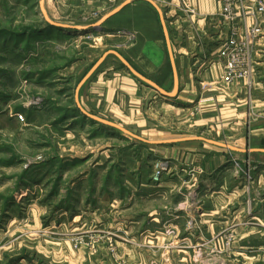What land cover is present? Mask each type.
Returning <instances> with one entry per match:
<instances>
[{"label": "rangeland", "instance_id": "rangeland-1", "mask_svg": "<svg viewBox=\"0 0 264 264\" xmlns=\"http://www.w3.org/2000/svg\"><path fill=\"white\" fill-rule=\"evenodd\" d=\"M39 2L0 0V229H6L10 220L26 228L33 226L28 210L36 207L40 229L53 239L71 240L76 249L84 246L99 253L105 246L109 255L102 261L106 264H264V242L260 239L264 236V203L263 214L252 203L249 211L245 207L239 227L233 220L229 225L221 224L225 217H234V207L229 215L213 218L210 232L197 211L194 219L190 218L194 224L187 226V206L203 202L209 209L219 206L220 195L205 197L207 191L196 204L188 198L184 201L187 209L180 210L177 223L158 228V241L155 229L140 241L139 228H133L137 242L125 243L124 238L133 239L124 234L125 229L113 231L105 223L95 228L90 224L79 234V213L87 222L107 216V204L100 205L96 217L90 210L93 208H87L92 190H137L138 184L157 183L154 177L159 166L169 165L164 174L170 179L173 167L171 161L156 157L165 149L143 145L92 122L77 110L75 91L80 81L105 52L124 50V42L104 35L97 41V36L88 32L49 29ZM46 2L52 20L79 26V0ZM154 115L147 129L132 132L142 136L140 133L159 131L161 139L200 135L188 128L193 116L160 108ZM214 137L208 132L205 138L221 141ZM248 192L242 198L264 197V190ZM173 194L162 203L168 205L165 216L169 218L177 213L174 204L178 196L173 200ZM258 223L262 225H255ZM187 228H192L193 235L183 231ZM20 253L4 251L0 264L29 258L27 252Z\"/></svg>", "mask_w": 264, "mask_h": 264}, {"label": "crops", "instance_id": "crops-1", "mask_svg": "<svg viewBox=\"0 0 264 264\" xmlns=\"http://www.w3.org/2000/svg\"><path fill=\"white\" fill-rule=\"evenodd\" d=\"M125 1L79 0V26L95 24ZM155 2L164 12L171 36L180 81L178 96L175 99L161 96L133 78L117 59L109 57L83 88L80 97L83 107L91 114L123 127L134 126L129 129L131 131L147 129L157 108L186 113L187 117H194L188 128L199 131L198 136L206 137L210 132L214 138L240 149H264V15L259 16L261 33L254 47L256 72L249 90L245 82L228 84L222 80L224 65L218 57L220 38L217 24L221 0ZM250 23L253 26L255 22L251 20ZM89 33L95 34L97 41H102L104 35L124 42V50H114L165 91L173 90L174 75L167 43L159 16L150 4L134 1L109 19L100 32ZM156 132L159 131L140 134L150 140H164ZM148 146L165 149L163 154L156 157L165 162L171 161L173 174L170 179L166 178L167 174H163L160 183L155 184L151 180L138 184L137 190H92L87 208L92 207L90 210L96 217L102 209L100 205L107 204V216L102 220L93 218L89 223L79 213V234L81 229L90 224L95 228L105 223V227L113 231L115 228L118 231L125 229L124 234L133 238H124L125 243L137 242L138 236L132 235L133 228H139L140 241H145L149 230L155 229V241H158V228H162L165 223H177L181 211L187 209L184 208V201L188 198L196 204L197 198H203V191H207L205 197L220 195V204L211 209L204 202L201 206H187V226L194 224L192 219L196 211L209 232L215 224L213 218L217 214L220 218L229 215V209L233 207L234 217H225L226 221L221 224L229 225L233 220L239 227L244 222H240L244 208L247 207L249 211L252 204L259 207V214H263L261 205L264 197H242L249 194V190H264V153L245 155L201 142ZM169 194H173V200L175 195L178 196L174 204L177 213H173L172 218L165 216L168 205L162 204ZM82 206L83 203H80L79 210ZM37 210L40 211L39 208ZM35 211L36 207L28 210L33 226L26 228L24 224L20 226V222L10 220V228L7 226L5 229L4 226L0 229L1 262L4 251L21 254L22 250L27 252L29 258L15 264H106L102 261L108 259L109 255L105 246L101 247L99 253H94L84 246L76 249L71 240L53 239L48 231L39 228L40 221ZM257 217L260 218V215ZM183 231L191 232V235L194 232L192 228ZM260 239L264 242V236ZM123 250L121 246L120 253Z\"/></svg>", "mask_w": 264, "mask_h": 264}, {"label": "water", "instance_id": "water-1", "mask_svg": "<svg viewBox=\"0 0 264 264\" xmlns=\"http://www.w3.org/2000/svg\"><path fill=\"white\" fill-rule=\"evenodd\" d=\"M134 1H142L150 4L154 10L157 12L161 26L164 32L165 40L167 43V49L169 53V58L171 62V66L173 69V75H174V86L173 90L171 92L165 91L161 86H159L157 83L152 81L151 79L147 78L146 76L142 75L139 71H137L126 59L125 57L119 53L117 50H108L105 52L98 60L95 62V64L91 67V69L88 71V73L84 76V78L80 81L78 84L76 91H75V103L77 110L79 113L84 116L85 118L91 120L92 122L96 124H100L102 126L108 127L110 129L119 131L120 133L134 139L135 141L143 144V145H174V144H181V143H187V142H201L205 143L217 148L225 149L230 152H236V153H242L245 155H250L253 153H264V149H240L233 145H230L226 142L222 141H215L212 139L205 138L203 136H197V137H182V138H173V139H164V140H150L147 138H144L142 136H139L132 132L129 129H126L125 127L121 126L120 124H117L115 122H112L110 120L101 118L99 116L93 115L90 112H88L81 103V92L85 85L90 81V79L97 73V71L104 65L106 60L109 57H114L117 59L123 68H125L133 78H135L137 81H139L141 84H143L146 87H149L153 90H155L157 93H159L161 96H164L168 99H175L179 94V88H180V81H179V74L178 69L176 65V60L174 56L173 46L171 42V36L167 25V20L164 16V12L161 9V7L155 2V0H126L121 5L116 7L114 10H112L109 14L104 16L101 20L96 22L95 24L89 25V26H71L67 24H62L59 22H56L52 20L48 14V11L46 9V0H40L39 2V8L41 11V15L45 22L48 25V28L52 29H59L63 31H76V32H100L102 29V26L112 17L119 14L122 10H124L126 7H128L130 4H132Z\"/></svg>", "mask_w": 264, "mask_h": 264}, {"label": "built area", "instance_id": "built-area-1", "mask_svg": "<svg viewBox=\"0 0 264 264\" xmlns=\"http://www.w3.org/2000/svg\"><path fill=\"white\" fill-rule=\"evenodd\" d=\"M262 15L264 0H221L217 19L220 38L218 57L224 65L222 80L225 83L242 81L251 90L256 72L254 47L261 33L259 16ZM251 20L255 22L253 26ZM167 167V164L159 166L155 182H161Z\"/></svg>", "mask_w": 264, "mask_h": 264}, {"label": "bare ground", "instance_id": "bare-ground-1", "mask_svg": "<svg viewBox=\"0 0 264 264\" xmlns=\"http://www.w3.org/2000/svg\"><path fill=\"white\" fill-rule=\"evenodd\" d=\"M79 34H81V33H79ZM82 34H85V33H82ZM87 34H92V33H87ZM82 38H83V37H81V36L79 37V39H82Z\"/></svg>", "mask_w": 264, "mask_h": 264}, {"label": "trees", "instance_id": "trees-1", "mask_svg": "<svg viewBox=\"0 0 264 264\" xmlns=\"http://www.w3.org/2000/svg\"><path fill=\"white\" fill-rule=\"evenodd\" d=\"M49 29H52V28H49ZM57 30H58V29H57ZM19 259H20V258H18V261H20Z\"/></svg>", "mask_w": 264, "mask_h": 264}]
</instances>
